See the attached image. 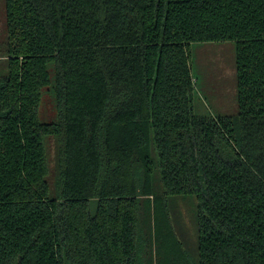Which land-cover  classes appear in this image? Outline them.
Here are the masks:
<instances>
[{"label":"trees","instance_id":"16d2710c","mask_svg":"<svg viewBox=\"0 0 264 264\" xmlns=\"http://www.w3.org/2000/svg\"><path fill=\"white\" fill-rule=\"evenodd\" d=\"M4 6L0 264H264V0ZM223 41L238 111L200 114L190 48ZM177 195L197 203L196 258Z\"/></svg>","mask_w":264,"mask_h":264},{"label":"rangeland","instance_id":"374dc122","mask_svg":"<svg viewBox=\"0 0 264 264\" xmlns=\"http://www.w3.org/2000/svg\"><path fill=\"white\" fill-rule=\"evenodd\" d=\"M4 0H0V47L6 35ZM192 71L195 83V111L200 114L237 113L236 49L234 41L194 43L190 48ZM8 71L7 63L0 60V74ZM51 80L54 68L49 66ZM55 102L50 86L43 89L40 117L43 121L55 120ZM52 138V137H50ZM46 152L49 167L48 180L51 182L54 171V141L46 139ZM197 203L192 195H177L169 198V208L180 238L192 257L197 251Z\"/></svg>","mask_w":264,"mask_h":264}]
</instances>
